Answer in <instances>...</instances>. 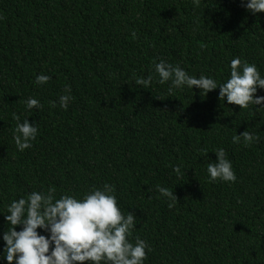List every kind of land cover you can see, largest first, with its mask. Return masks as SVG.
<instances>
[{
  "label": "trees",
  "instance_id": "16d2710c",
  "mask_svg": "<svg viewBox=\"0 0 264 264\" xmlns=\"http://www.w3.org/2000/svg\"><path fill=\"white\" fill-rule=\"evenodd\" d=\"M236 57L264 76V12L240 0H0V233L32 191L79 198L108 183L151 247L144 264H264V108L239 110L218 88L170 92L154 69L163 59L224 82ZM29 97L42 107L27 110ZM14 115L38 127L24 151ZM244 131L258 139L233 143ZM218 148L234 183L209 179Z\"/></svg>",
  "mask_w": 264,
  "mask_h": 264
},
{
  "label": "clouds",
  "instance_id": "9594fccd",
  "mask_svg": "<svg viewBox=\"0 0 264 264\" xmlns=\"http://www.w3.org/2000/svg\"><path fill=\"white\" fill-rule=\"evenodd\" d=\"M241 5L253 15L264 12V0H240ZM230 75L224 82H218L210 76L201 74L198 78L189 75L179 65H173L161 59L155 63L157 82L169 84L172 89L193 91V86L203 92L219 89V99L240 109L254 106L264 108V96L257 91L264 90V76L257 65L233 58L229 64ZM50 77L37 75V85L47 84ZM153 76L137 77L134 84L148 88ZM68 94L59 97V107L67 110L72 100L71 89L65 86ZM27 110H39L42 105L29 97L24 102ZM55 107V102L53 103ZM259 106V107H257ZM16 127L13 140L18 151L32 146L37 137L38 127L25 118L21 121L14 115ZM246 144L258 139L253 133L244 131L233 136V143ZM215 161L207 166L210 181L234 183L237 176L231 161L223 148L214 151ZM174 171L179 172L177 167ZM164 197L177 201L173 190L159 188ZM3 215L11 227L0 233L4 243L0 259L5 264H144L150 245L139 236L133 237L136 217L128 211L125 216L117 202L115 186L105 183L101 187L89 189L77 198L72 195H55V189L32 191L27 197L13 200ZM19 227V230H17ZM39 229V231H38Z\"/></svg>",
  "mask_w": 264,
  "mask_h": 264
}]
</instances>
